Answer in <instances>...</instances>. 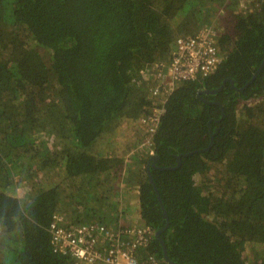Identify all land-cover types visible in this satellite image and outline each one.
<instances>
[{
	"label": "trees",
	"instance_id": "trees-1",
	"mask_svg": "<svg viewBox=\"0 0 264 264\" xmlns=\"http://www.w3.org/2000/svg\"><path fill=\"white\" fill-rule=\"evenodd\" d=\"M206 26L220 65L174 89L148 146L138 120L156 107L152 83ZM263 60L264 0H0V264H77L54 251L53 216L107 223L119 191L130 222L153 231L161 198L173 261L264 264V67L241 89ZM226 77L235 87L198 96ZM210 119L212 148L172 168L208 147ZM148 148L167 168L152 179ZM148 242L138 257L167 263Z\"/></svg>",
	"mask_w": 264,
	"mask_h": 264
},
{
	"label": "built area",
	"instance_id": "built-area-1",
	"mask_svg": "<svg viewBox=\"0 0 264 264\" xmlns=\"http://www.w3.org/2000/svg\"><path fill=\"white\" fill-rule=\"evenodd\" d=\"M218 32L214 26H206L194 37L176 41L170 62L162 64L158 75L161 77L163 71L167 79L152 84L153 96L160 99L159 107L152 110L155 114L144 120L152 129L158 127L162 105L176 86L209 76L219 67ZM49 230L54 251L60 255L75 254L79 260L77 264H163L155 254L144 260L137 255L138 249L149 243L151 229L147 226L136 228L113 220L68 224L64 214L58 212L53 216ZM115 234L119 238H114Z\"/></svg>",
	"mask_w": 264,
	"mask_h": 264
},
{
	"label": "water",
	"instance_id": "water-1",
	"mask_svg": "<svg viewBox=\"0 0 264 264\" xmlns=\"http://www.w3.org/2000/svg\"><path fill=\"white\" fill-rule=\"evenodd\" d=\"M263 67H264V60H263V62L261 63L259 69L256 71V73H255L254 76L252 77V79H250L249 82H248L245 86H243L241 89H245V88L248 87L250 84H252L253 81L258 77L259 73L262 71ZM227 82H229L232 86L235 87V85H234L235 80H234L232 77H226V78L223 80V82L221 83V85H220L218 88H214V89H206V90L199 91L198 96H199L200 98H202L204 101H206V99L204 98L203 94H205V93L216 94V93L222 91V90L226 87ZM214 103H215V104H218V105H220V106L222 107V104H221V103H219V102H218V103H217V102H214ZM222 113H223V115H222V117H221L220 119H218V121H221V120L224 118V116H225V111L223 110ZM217 131H218L217 129L214 131V130L212 129V127L210 126V128H209V133H210V140H211V141H210L208 147H206V148H204V149H198V150H195V151L193 150L192 152H188V153H182V154H179V155L177 156L178 163H177V165H176L175 167H172V168H178V167L181 165V162H182V161H181V158H182V157L192 155L193 153H195V152H197V151H203V150L206 151V150H210V149L212 148V146H213L214 135L217 133ZM158 159H159V156L156 155V154L154 153V154H152V156L150 157V160H149V161L147 162V164H146V169H147V171H148V176L150 177V179H152V173L150 172V167H153V168H160L161 170H163V169H167V168H164V167H158V166H157L156 162L158 161ZM151 161H153V162H151ZM170 168H171V167H168V169H170ZM151 181H152V180H151ZM152 183L154 184V186H155V188H156V184H155V182L152 181ZM156 191H158L157 188H156ZM157 195H159V194H157ZM159 200H160L161 208L163 209L164 219H165V224H164L163 227L157 229V231H155L154 235H155V237H156V238L159 240V242H160V245H161V247H162V256H163L164 260H165L167 263H169V264H180V263L175 262V261H173V260L171 259L170 255H169V252H168L167 244H166L165 240L163 239V237L161 236L162 233H163L165 230H167V229L169 228V226H170V219H169V214H168V212L166 211V209H165V207H164V205H163V203H162L161 198H159Z\"/></svg>",
	"mask_w": 264,
	"mask_h": 264
},
{
	"label": "clouds",
	"instance_id": "clouds-1",
	"mask_svg": "<svg viewBox=\"0 0 264 264\" xmlns=\"http://www.w3.org/2000/svg\"><path fill=\"white\" fill-rule=\"evenodd\" d=\"M200 79V78H199ZM189 81H191V80H189ZM184 82H186V81H184ZM184 82H181V84H183ZM153 84V83H152ZM180 85V84H179ZM178 85V86H179ZM177 87V86H176ZM175 87V88H176ZM153 86H152V88H151V94L153 95ZM174 91V90H173ZM172 94V93H171ZM170 94V95H171ZM169 95V96H170ZM168 96V97H169ZM168 97H166V99H165V101H164V103H163V105H162V107H164V105H165V102H166V100L168 99ZM156 98V97H155ZM157 103H160V99L159 98H156L155 99V102H154V104H155V106L156 107H153V110L155 109V108H158L159 106H158V104ZM162 110H163V108H162ZM149 112H151L152 114H155V112H153V111H149ZM152 114H146V115H148L147 117H149V116H151ZM161 116H160V123H161V119H162V116H163V112H162V114H160ZM147 117H143V116H141L140 118H139V120H138V123H139V125H142V126H139V127H148V129H149V136H148V140H149V143L150 142H152L153 140H152V138H153V136H154V133H156V131H157V129L159 128V126H160V123H159V125H158V127L156 128V129H152V126L150 125V124H147L146 122H144V120H145V118H147ZM149 143H148V146H149ZM152 144H153V142H152ZM148 150V156H152V154H154L153 153V151H149V148L147 149ZM149 152L150 153H152L151 155L149 154ZM156 154V153H155ZM150 157H148V158H150ZM19 176L20 175H18L17 173H16V178H19ZM137 191H138V189H137ZM124 197V193H123V191H119V196H118V198L117 199H115L116 200V202L114 203V205H115V207H116V210L114 211V212H112V214L111 215H108L109 217H108V220H113V221H115V222H119V223H122V224H124V225H128V226H134V227H136V228H140V227H150L147 223H145V222H139L138 224V226H136L135 225V223H131L130 222V220H129V217H130V211H129V209H128V206L126 205V200L123 198ZM150 229H151V233H150V235H151V237H150V239L152 238V236L154 235V233H155V231H153L152 230V228L150 227ZM164 264V263H163ZM165 264H169V263H165Z\"/></svg>",
	"mask_w": 264,
	"mask_h": 264
},
{
	"label": "rangeland",
	"instance_id": "rangeland-1",
	"mask_svg": "<svg viewBox=\"0 0 264 264\" xmlns=\"http://www.w3.org/2000/svg\"><path fill=\"white\" fill-rule=\"evenodd\" d=\"M38 168H39V166H38L35 170H38ZM15 171H16V169H15ZM38 173H39V170H38ZM20 174H21V173H20ZM38 177H39V179H40V178H42V179H43V178H46V173L43 174V175H40V176H38ZM70 185H71V184H70ZM134 191L137 192V189L135 188ZM27 196H28V195H27ZM27 196H25L24 198H22V201H25V200L27 199Z\"/></svg>",
	"mask_w": 264,
	"mask_h": 264
},
{
	"label": "flooded vegetation",
	"instance_id": "flooded-vegetation-1",
	"mask_svg": "<svg viewBox=\"0 0 264 264\" xmlns=\"http://www.w3.org/2000/svg\"><path fill=\"white\" fill-rule=\"evenodd\" d=\"M202 99V98H201ZM210 123H211V119L208 121V123H207V125H208V128H209V125H210ZM150 160V158H148V161ZM159 160V159H158ZM151 162H153V161H151ZM158 162V161H157ZM156 162V163H157ZM135 187H136V189H138V187H140V183L139 182H137V183H135Z\"/></svg>",
	"mask_w": 264,
	"mask_h": 264
}]
</instances>
